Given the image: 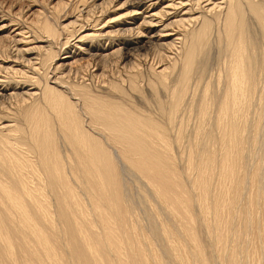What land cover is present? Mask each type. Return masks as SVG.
Segmentation results:
<instances>
[{
    "label": "bare ground",
    "instance_id": "1",
    "mask_svg": "<svg viewBox=\"0 0 264 264\" xmlns=\"http://www.w3.org/2000/svg\"><path fill=\"white\" fill-rule=\"evenodd\" d=\"M36 6H0V264H264V0Z\"/></svg>",
    "mask_w": 264,
    "mask_h": 264
},
{
    "label": "rangeland",
    "instance_id": "2",
    "mask_svg": "<svg viewBox=\"0 0 264 264\" xmlns=\"http://www.w3.org/2000/svg\"><path fill=\"white\" fill-rule=\"evenodd\" d=\"M37 1L39 3H41L43 0H0V6L2 8H4V9H7V8L11 9L12 8V11L14 13H17L20 7L27 8L29 6L28 7L30 9L29 11H31V9H32V11L30 13L28 11V13L32 14L33 12H35V10L38 9V6L32 7V6L37 5V4L39 5V3ZM69 1H72V0H69ZM34 3H37V4H34ZM30 6H31V8H30ZM27 9H25V11H27ZM72 12H73V10L72 11L71 10L67 11L68 14H71Z\"/></svg>",
    "mask_w": 264,
    "mask_h": 264
}]
</instances>
